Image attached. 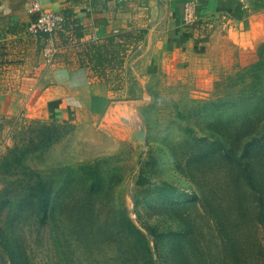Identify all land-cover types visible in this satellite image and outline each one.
Wrapping results in <instances>:
<instances>
[{"label":"rangeland","instance_id":"374dc122","mask_svg":"<svg viewBox=\"0 0 264 264\" xmlns=\"http://www.w3.org/2000/svg\"><path fill=\"white\" fill-rule=\"evenodd\" d=\"M132 59L68 118L0 104V264H233L264 246V13L160 66Z\"/></svg>","mask_w":264,"mask_h":264},{"label":"crops","instance_id":"0c3cea01","mask_svg":"<svg viewBox=\"0 0 264 264\" xmlns=\"http://www.w3.org/2000/svg\"><path fill=\"white\" fill-rule=\"evenodd\" d=\"M33 1L0 0V104L4 113L56 119L116 91L130 57L151 69L185 54L208 25L244 26L264 13V0H198L199 20L186 23L183 0H37L42 11H68L81 26L76 42L48 62L42 55L48 39L29 27L39 14L29 11ZM84 30L94 32L97 42Z\"/></svg>","mask_w":264,"mask_h":264},{"label":"built area","instance_id":"2783aa9c","mask_svg":"<svg viewBox=\"0 0 264 264\" xmlns=\"http://www.w3.org/2000/svg\"><path fill=\"white\" fill-rule=\"evenodd\" d=\"M109 1L120 3L126 0H98L101 4ZM197 3L198 0H183L182 18L184 22L195 23L199 20V15L196 11ZM29 11H39L36 20L29 27L33 34L48 39L42 50V55L48 62H52L61 49L76 42V24L64 12L42 11L40 2L37 0L30 3ZM85 34H87L91 43L97 42L98 36L94 32L87 33L85 31Z\"/></svg>","mask_w":264,"mask_h":264},{"label":"trees","instance_id":"16d2710c","mask_svg":"<svg viewBox=\"0 0 264 264\" xmlns=\"http://www.w3.org/2000/svg\"><path fill=\"white\" fill-rule=\"evenodd\" d=\"M66 15L68 16L69 12L66 11L65 12ZM73 22L75 23L76 21L73 20ZM70 23V21H69ZM81 26L80 25H76L75 26V33L77 35H80ZM89 47L93 50L94 53H96V61L97 63H102L103 59L101 58V56L98 54V50H97V46L95 44H90ZM100 74H102V71H99ZM249 163L246 161L244 163V165H242L239 170H243L245 176L247 177L248 180H251L252 178H254L255 175V171L251 170L250 167H248V169L250 170V172L248 171L247 167ZM250 166V165H249ZM251 188H253L252 184H251ZM255 189V188H253ZM258 193L262 190H256ZM254 256V258L256 259V263L257 264H264V246L262 245L260 250L257 249L252 255H245L244 259L240 260V257H237L236 255L233 256V264H252L254 258L252 259V257ZM240 260V261H239Z\"/></svg>","mask_w":264,"mask_h":264}]
</instances>
